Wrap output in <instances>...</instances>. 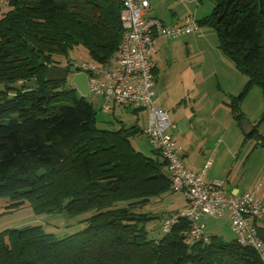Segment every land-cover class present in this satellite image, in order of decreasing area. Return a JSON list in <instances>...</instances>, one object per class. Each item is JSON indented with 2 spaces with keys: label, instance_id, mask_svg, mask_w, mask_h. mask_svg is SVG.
<instances>
[{
  "label": "trees",
  "instance_id": "trees-1",
  "mask_svg": "<svg viewBox=\"0 0 264 264\" xmlns=\"http://www.w3.org/2000/svg\"><path fill=\"white\" fill-rule=\"evenodd\" d=\"M211 1L215 8L199 26L216 32L221 50L248 77L234 103L255 86L264 100V0ZM6 3L0 18V199L69 219L92 215L83 230L62 239L41 226L0 233V264H263L235 239L211 235L189 243L185 219L151 238L146 225L152 219L135 209L171 190L165 160L133 149L129 139L136 130H99L93 105L69 82L45 80L48 67H60L57 58L79 46L94 61L112 63L123 34L121 0ZM33 80L36 89L11 88ZM236 119H242L237 111ZM253 128L246 140L257 136L264 147ZM255 225L264 241L263 228Z\"/></svg>",
  "mask_w": 264,
  "mask_h": 264
},
{
  "label": "rangeland",
  "instance_id": "rangeland-1",
  "mask_svg": "<svg viewBox=\"0 0 264 264\" xmlns=\"http://www.w3.org/2000/svg\"><path fill=\"white\" fill-rule=\"evenodd\" d=\"M149 2L151 12H159L160 18L167 23L165 14L170 13L165 0ZM6 4V0L0 1V18L8 10ZM180 5L187 14L194 15L198 20L210 16L215 8L211 0H180ZM162 39L156 45L158 50L154 56L159 80L155 87L157 100L164 102L163 106L170 120L179 126L178 132L184 131L197 137L198 144L208 140L216 144L219 140L223 141L221 155L216 157L214 169L225 180L230 174L239 177L242 191L258 189L256 195L264 202V147L251 140L249 147L244 149L247 140L241 128L247 122L252 127H257L264 139V100L261 88H251L243 100L234 103L244 91L248 77L239 72L221 50L217 34L209 26H202L200 32L181 39ZM57 60L60 62L59 66L70 61L76 67L83 62L94 61L81 46L72 50L68 58ZM85 98L96 111V126L99 130L117 132L124 128L131 133L136 130L129 139L133 149L145 157L164 161L163 157L154 152L144 135L148 124L147 112L118 107L113 114L102 110L95 96L89 94ZM236 111L242 114L241 121L236 119ZM237 155L239 159L235 160ZM233 163H237L236 167ZM165 171L168 172L167 169ZM185 204L182 193L169 190L151 197L146 204L136 207L135 212L149 215L152 220L147 223L146 230L151 238L157 239L162 235V220L154 217L166 219ZM11 205L13 202L10 199H0V233L41 226L47 233L62 239L83 230L84 221L92 215L89 213L69 219L61 213H37L28 202L14 208ZM205 221L208 224L205 230L207 235H219L224 241L233 240V235L227 229V217H206ZM262 224L264 232V220Z\"/></svg>",
  "mask_w": 264,
  "mask_h": 264
},
{
  "label": "built area",
  "instance_id": "built-area-1",
  "mask_svg": "<svg viewBox=\"0 0 264 264\" xmlns=\"http://www.w3.org/2000/svg\"><path fill=\"white\" fill-rule=\"evenodd\" d=\"M121 2L123 34L118 56L110 65L91 61L76 68L78 72L87 74L89 92L102 99L103 110L112 111L116 107L146 110L148 124L144 135L153 150L160 153L167 163L171 190L182 193L186 200L182 210L162 220L161 231L168 233L180 219H185L190 223L188 242L195 243L205 237L203 218H221L229 213L236 242L253 248L264 264V241L255 225L264 218V204L256 192L245 191L229 196L223 182L207 183L204 171L195 173L189 170L183 163L181 148L171 134L174 125L167 112L154 102L156 79L152 57L156 41L159 38L179 39L196 33L200 29L198 20L189 16L182 24L166 25L147 15L148 0Z\"/></svg>",
  "mask_w": 264,
  "mask_h": 264
},
{
  "label": "crops",
  "instance_id": "crops-1",
  "mask_svg": "<svg viewBox=\"0 0 264 264\" xmlns=\"http://www.w3.org/2000/svg\"><path fill=\"white\" fill-rule=\"evenodd\" d=\"M165 2L167 3L168 12L170 13V14H167V13L165 14V18L167 19V23L164 22L160 18L161 15H160L159 12H153L152 13L151 12V10H152L151 7H149L151 9H149V11L147 12V15L152 17V18H156V19L161 20L166 25H179V24H182L185 21V19L188 18L189 16H194V15L187 14V12L182 8L183 6L180 5V0H165ZM149 4H150V2H149ZM150 6H151V4H150ZM200 31H201V28L199 29L198 32H200ZM198 32H196V33H198ZM193 34H195V33H193ZM190 35H192V34H190ZM184 37H186V36H184ZM164 39H167V38H164ZM161 40H163V39L159 38L156 41V45H159ZM170 40H175V39H170ZM157 50L158 49H157V46H156V51H155V53H154V55L152 57V60H153L154 66H155L153 73H154V76H155V79H156V85H157V83L159 81L158 80V75H157L158 74V66L156 64V61L154 60V56L157 53ZM79 73H81V72H79ZM69 84L74 86V84L72 82H69ZM155 93H156V91H155ZM79 95H80V93H79ZM156 96H157V93L155 95V100H154L155 105L157 107H160L163 110H165L164 106H163L164 102L163 101L160 102V100H157ZM96 98H98V97H96ZM98 102L100 103V105H101L100 108L102 109V104H103L102 103L103 102L102 99L98 98ZM117 108L118 107L114 108L112 111H107V112H112L113 114H115L117 112ZM124 108H127V107H124ZM141 111L146 112V110H144V109H137L136 110V112H141ZM167 114H168V112H167ZM168 116H169V114H168ZM172 124L174 125V128L171 130V134L174 137V139L176 140L178 146L181 148L183 163L189 170H191L192 172H195V173H202L204 171L205 172L204 179H205V181L207 183L223 182L224 183L225 192L229 196H234V195H236L238 193L245 192V190L242 191V189H241L242 181L239 179V177H237L236 175L233 176V175L230 174L227 177V179L225 180V178H223L224 176L222 174L217 173V171L214 169L216 164H217L216 157L221 155V145H222L223 141L219 140L218 144H216L215 142H212V141L208 140L207 142L206 141H202V143L198 144V141H197L198 138L197 137H193V135H191L190 133H186L184 131H182V132L179 131L178 132L179 126L175 122L174 123L172 122ZM241 128H242V126H241ZM242 133L245 136L244 132H242ZM221 139H223V138H221ZM250 141L251 140L246 141V143L243 146L244 149L245 148L247 149V147H249ZM230 150H232V148L229 149V151ZM238 157L239 156L237 155V156H235L234 159L238 160L239 159ZM236 165H237V163H235V164L233 163L234 167H236ZM233 166H232V168H233ZM231 173H232V170H231ZM258 191H259L258 189L254 190V191L252 190V192H258ZM262 203L264 204L263 201H262ZM185 206H186V204L181 209H179L177 211L182 210ZM157 217H159V216H157ZM223 217H227V225H228L227 229L233 235V233L231 231V227H230L229 213H226ZM160 220H162V218ZM205 220H206V217L202 219V222L205 224L206 229H207L208 228V224H207V222ZM263 220H264V218L262 220L258 221V225L261 228L263 227V224H262ZM205 236L208 237V236H211V235H207L206 231H205ZM217 236H219V235H217ZM234 239H235V237L233 235V240ZM226 242H229V241H226Z\"/></svg>",
  "mask_w": 264,
  "mask_h": 264
},
{
  "label": "water",
  "instance_id": "water-1",
  "mask_svg": "<svg viewBox=\"0 0 264 264\" xmlns=\"http://www.w3.org/2000/svg\"><path fill=\"white\" fill-rule=\"evenodd\" d=\"M30 50L34 51V48L30 46ZM43 64V60L39 59V65ZM71 70L67 68H60V67H48L46 74H45V80L47 82H72L74 84V87L77 89V91L80 93L82 97H86L90 94L89 87H88V76L85 73H79L76 70V67L74 63H71ZM22 87L32 90L37 88L36 82L33 80L29 83H25L24 85L18 84L15 86H12L11 88L13 90H21ZM0 92H5V87L0 85ZM242 130L245 134V136H251L254 133V128L248 124L247 122H244L242 124ZM254 140L258 141L259 137H254ZM68 204V201H66L63 205L65 208ZM67 218H69L68 215H66ZM161 219V217H154V219Z\"/></svg>",
  "mask_w": 264,
  "mask_h": 264
},
{
  "label": "flooded vegetation",
  "instance_id": "flooded-vegetation-1",
  "mask_svg": "<svg viewBox=\"0 0 264 264\" xmlns=\"http://www.w3.org/2000/svg\"><path fill=\"white\" fill-rule=\"evenodd\" d=\"M71 66H72L71 62L69 61V62H66L63 66H60V68H67V69L71 70V68H72ZM76 70H77V68H76ZM77 72H78V70H77Z\"/></svg>",
  "mask_w": 264,
  "mask_h": 264
}]
</instances>
